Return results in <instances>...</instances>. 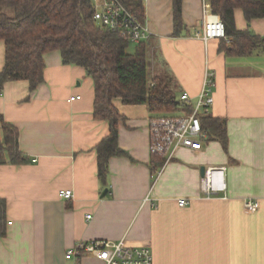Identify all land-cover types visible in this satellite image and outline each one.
I'll list each match as a JSON object with an SVG mask.
<instances>
[{
	"label": "crops",
	"instance_id": "obj_1",
	"mask_svg": "<svg viewBox=\"0 0 264 264\" xmlns=\"http://www.w3.org/2000/svg\"><path fill=\"white\" fill-rule=\"evenodd\" d=\"M141 2L151 76H169L178 95L194 103L211 72L209 116L225 121L226 147L213 139L199 151L179 149L153 180L148 123L154 113L115 99L123 117L118 147L128 157L109 160L102 186L95 147L109 129L93 117V82L83 68L62 64L59 52L46 53L35 90L17 81L0 92V116L18 130L19 150L31 161L0 165L7 221L0 264H75L65 260L66 251L92 241L148 247L153 264H264V42L238 56L227 39L196 38L204 5L212 16L205 0H182L185 30L173 37L172 0ZM234 23L264 41V19L247 23L236 9ZM3 65L0 41V72ZM208 167H225V194L207 198L200 189V169ZM64 189L72 191L70 200L58 196ZM179 199L188 204L179 208ZM246 201L256 210L247 211ZM78 262L101 264L89 256Z\"/></svg>",
	"mask_w": 264,
	"mask_h": 264
},
{
	"label": "trees",
	"instance_id": "obj_2",
	"mask_svg": "<svg viewBox=\"0 0 264 264\" xmlns=\"http://www.w3.org/2000/svg\"><path fill=\"white\" fill-rule=\"evenodd\" d=\"M144 22L141 0H119ZM210 12L224 28L231 52L238 56L253 53L263 39L249 29L239 31L234 10L243 12L247 23L264 19V0H205ZM93 0H0V41L4 44V65L0 72V92L5 83L25 81L33 91L43 82L44 55L57 51L64 65L84 69L94 85L93 117L107 123L108 135L95 147L96 173L107 186L108 162L128 157L118 147V124L123 120L113 104L146 105L149 112L161 113L182 107L177 86L163 74L152 77L148 52L149 40L129 43L124 37L98 26L93 21ZM182 0H172L173 37L185 30ZM133 45L132 52L128 47ZM209 140L227 144L226 123L210 116L201 117ZM151 157L152 176L163 158ZM30 159L18 147V130L0 116V165L29 164ZM6 202L0 199V238L6 236Z\"/></svg>",
	"mask_w": 264,
	"mask_h": 264
},
{
	"label": "built area",
	"instance_id": "obj_3",
	"mask_svg": "<svg viewBox=\"0 0 264 264\" xmlns=\"http://www.w3.org/2000/svg\"><path fill=\"white\" fill-rule=\"evenodd\" d=\"M93 21L100 27L119 34L129 43L138 44L146 41L151 33L145 22L140 21L119 0H93ZM195 37L207 42L210 39L223 38L224 28L216 16H211L205 5L203 6L202 29L195 33ZM214 79L211 72H206L201 91L192 103L188 94L180 95L182 107L170 112L154 113L149 119V150L150 155L163 158V164L155 175V180L162 168L173 159L179 149L199 151L209 140L208 133L203 129L201 117L210 115L213 104ZM80 97H71L69 100H79ZM225 167H208L200 180V189L207 198L225 194L224 180ZM58 196L70 200L73 196L71 190H60ZM145 201H150L146 197ZM187 199L177 200V206L184 208ZM152 207L156 205L152 203ZM244 208L253 212L257 204L251 201L244 202ZM90 219V215L86 216ZM92 257L101 264H153V257L148 247H132L125 245L124 241H92L79 242L66 251L65 259L76 261L82 257Z\"/></svg>",
	"mask_w": 264,
	"mask_h": 264
},
{
	"label": "water",
	"instance_id": "obj_4",
	"mask_svg": "<svg viewBox=\"0 0 264 264\" xmlns=\"http://www.w3.org/2000/svg\"><path fill=\"white\" fill-rule=\"evenodd\" d=\"M204 168H201L200 169V175H201V177L204 175ZM106 193V190L105 191H103V193H102V196L104 195Z\"/></svg>",
	"mask_w": 264,
	"mask_h": 264
},
{
	"label": "rangeland",
	"instance_id": "obj_5",
	"mask_svg": "<svg viewBox=\"0 0 264 264\" xmlns=\"http://www.w3.org/2000/svg\"><path fill=\"white\" fill-rule=\"evenodd\" d=\"M132 50H133V45H130L129 47H128V52H132ZM64 258H65V255H64ZM66 260V259H65Z\"/></svg>",
	"mask_w": 264,
	"mask_h": 264
}]
</instances>
